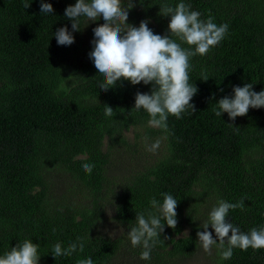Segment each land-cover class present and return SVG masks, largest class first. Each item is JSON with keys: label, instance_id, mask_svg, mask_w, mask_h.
<instances>
[{"label": "trees", "instance_id": "1", "mask_svg": "<svg viewBox=\"0 0 264 264\" xmlns=\"http://www.w3.org/2000/svg\"><path fill=\"white\" fill-rule=\"evenodd\" d=\"M25 2L0 0V256L31 239L40 245L38 264L86 258L108 264L121 251L132 253L137 263L172 264L201 247L196 233L204 231L200 226L221 199L244 200V209L229 210L226 218L242 232L264 227V108H250L234 121L227 113L215 115L216 102L231 97L233 86L264 89V0H183L201 20L211 17L229 28L219 45L190 58L196 111L180 119L169 116L167 131L149 126L143 109H132L135 94L150 93L151 84L122 81L101 91L103 77L88 54L92 29L104 23L102 17L87 26L82 19L74 43L61 46L53 33L65 26L71 31L64 10L76 0H44L52 4V14H41V0H27L24 9ZM133 2L127 23L138 27L148 20L154 34L165 35L169 17L160 15L159 6L174 7L181 0ZM103 105L116 114L106 116ZM137 127L144 135L129 142L125 132ZM157 140L161 145L149 152L147 146ZM132 154L145 157L139 166L146 164L128 172ZM84 163L95 165L90 175ZM57 179L68 180L54 188ZM162 193L178 200V223L175 229L165 225L151 259L141 260L143 249L131 245L127 232L137 213L154 211L153 197L162 203ZM107 206L126 228L115 237L98 229ZM208 231L215 239L210 225ZM78 237L83 252L53 258L56 243L67 248ZM221 251L213 248L210 264H264V249L234 248L228 260L221 259Z\"/></svg>", "mask_w": 264, "mask_h": 264}, {"label": "clouds", "instance_id": "2", "mask_svg": "<svg viewBox=\"0 0 264 264\" xmlns=\"http://www.w3.org/2000/svg\"><path fill=\"white\" fill-rule=\"evenodd\" d=\"M29 6L30 2L26 0L24 9ZM135 6L133 0H127L126 4L122 0H76L74 5H69L64 10V17L71 21V31L66 26L60 27L53 35L58 45L69 46L74 43L73 32L82 30V19L87 26L102 17L104 23L92 29L93 47L88 54L97 73L103 77L101 91L114 88L122 81H128L131 85L151 84L150 93L138 91L135 94L132 109H143L150 117L149 126L167 131L169 116L180 119L182 113L190 110L193 114L196 111L191 101L198 88L193 82L190 83V58L197 54L204 56L211 48L219 45L227 34L229 25H217L211 17L201 20V13L192 10L190 4L181 0L174 7L166 3L159 6L160 15L169 17L168 30L165 35L154 34L148 27V20L140 21L138 27L127 23L129 11ZM40 12L52 14V4L41 0ZM172 36L189 47H182ZM207 79L209 78L205 77L202 80ZM232 93L231 97L224 96L216 102V116L227 113L229 120L234 121L237 117L247 115L250 108H264V89L256 92L252 83H245L242 87L233 86ZM103 106L106 116L113 117L116 114L112 107ZM119 112L123 113L124 109ZM144 139L148 140L147 137ZM158 147L159 141L147 146V150L155 151ZM94 167L92 163L82 164V169L89 175ZM161 195L162 203L153 197L149 203L154 211L147 216L137 213L135 226L127 232L131 245L142 247L141 260L151 259V252L161 240L165 225L175 229L178 223V200L168 193ZM244 207L243 199L237 203L221 199L211 209L208 220L200 226L204 231L196 233L197 241L205 253L211 254L212 246L215 245L222 250L221 259L228 260L233 256L234 248L242 251L249 248L264 249V227L252 228L245 233L226 219L229 210H243ZM209 225L215 232V239L208 231ZM164 238L167 239L166 236ZM77 241L78 243L73 242L67 248L56 243L52 251L53 258L70 257L77 250L83 252L84 243L79 237ZM39 247L31 239L18 242L10 251L0 256V264H38ZM76 264H93V261L91 258L79 259Z\"/></svg>", "mask_w": 264, "mask_h": 264}, {"label": "rangeland", "instance_id": "3", "mask_svg": "<svg viewBox=\"0 0 264 264\" xmlns=\"http://www.w3.org/2000/svg\"><path fill=\"white\" fill-rule=\"evenodd\" d=\"M136 134H139V136H135ZM125 135L129 142L134 143L140 140L142 138L141 135H144V133L142 132V127H137L135 129L130 128L129 130L125 132ZM157 141H159V144L161 145L160 143L161 141L160 140H157ZM146 145H147V142H146ZM138 147L142 148V144H139ZM149 152L154 153V151H149ZM144 158H145L144 156L138 157L137 155L132 154V163L129 162L128 172L138 168L139 166L138 162ZM143 164H146V163H142L139 167L141 168ZM113 171L115 174L119 173L114 168H113ZM108 174L109 175L112 174V168H110ZM67 180L57 179L54 188H58L59 186H61L62 181L67 182ZM201 210L204 211V206L201 208ZM112 214H113L112 208L107 206L105 209V213H104L105 219L100 222V224L98 225V229H99V232L103 234L110 235L111 237H115L121 234L123 231H125L126 228L123 225L118 224L111 216ZM188 230L189 229L187 228L186 231ZM213 248H216V246L215 245L212 246L211 254H208L203 251L202 247H200L196 250V252L192 256L184 260L174 258V260H172V264H210L211 263L210 261L214 256ZM133 258L135 259L136 257L132 253L121 251V252H117L116 254H114L108 264H141V263H137V261H135Z\"/></svg>", "mask_w": 264, "mask_h": 264}]
</instances>
